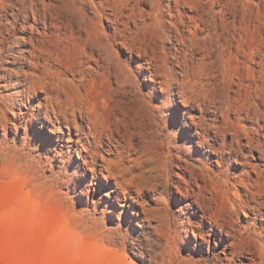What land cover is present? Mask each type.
Segmentation results:
<instances>
[{
  "label": "rangeland",
  "instance_id": "374dc122",
  "mask_svg": "<svg viewBox=\"0 0 264 264\" xmlns=\"http://www.w3.org/2000/svg\"><path fill=\"white\" fill-rule=\"evenodd\" d=\"M250 1L244 10L245 1L235 0L231 6L227 7V16L230 17L232 31L234 23L239 25L242 23L243 16H246L249 23L246 31L242 30L241 25L239 34L236 33V30L233 32L238 36L241 35L240 38L244 39L246 45L251 44V55H253L255 46L264 41V23L255 11L256 3L260 0ZM145 4L141 2L140 8L149 11L151 4H148L147 7ZM262 5L264 6V2ZM219 8L221 6L217 5L216 10ZM41 11H44L43 8ZM218 15L220 14L218 13ZM10 16V13H5V21L2 25L4 33L0 34V105L9 112L10 107L14 108L20 113V119L16 121L17 125L15 126L10 121L5 122L0 112V123L4 125L5 129L4 137L0 138V264L251 263V258L248 255H240L233 260L230 255L227 256L226 253L230 250L228 244L232 239L228 241V237L221 233L217 234L221 240H218L219 244L215 248L214 237L217 227L213 226L211 222H208L207 231H204L210 241L209 247L202 246L201 237H196L193 234L194 230L198 231L194 224L201 223L202 212L194 213V209H188L186 206L188 201L194 204L195 197L186 200L183 198V192L187 187L199 191L198 183L193 182L190 186L185 184L190 178L191 169L183 170L177 166L176 162H173V158L177 159V155L184 151L182 156L188 160L189 166H197L199 163L194 162V154L205 152V162L202 165L210 173H213L216 168H221V171L228 170L231 177L239 178L236 175H240V172H243L242 170L245 168L251 170L261 166L264 168V158L261 157L258 150L251 151L249 147L244 146L246 149L242 147L243 149H240L242 152L239 151L240 155L226 152V157L231 156V162L224 166H218L216 162L208 161V158L218 159L216 153L211 152L208 147L200 148L187 140L194 138L190 134L189 126L194 121L201 122L200 125L205 127L204 133L206 132L205 135L208 137L214 136L220 130L218 143H221L224 138L230 141L234 131L231 123L235 120V123L241 120L239 124L249 128L250 134V128L258 127L254 118L247 117L245 113H242L241 117L239 116L240 120L236 118L235 105L242 107L249 101V97L244 96V89L240 87L243 81V68L235 63L232 64L233 67L230 70L227 69L225 59L217 57L218 54L220 55L219 50L209 45H203L196 52L197 55H190V58L188 57L183 64L179 59H175L174 63H172L173 59L165 62L164 59H161L164 51L163 44L159 42L154 48L153 43L159 41L161 35H164V31L167 33L168 23L166 22L145 25L139 34L126 32L124 42L129 48L134 47L139 53L137 46L144 39L149 43L150 54L153 56L157 53L156 55L160 57L151 58L153 62L151 65L159 74V82L152 78V67L145 69L148 72L145 78L141 79L138 75L136 78L142 89L140 91L141 105L147 109L149 100L154 107V121L156 122L155 119H157L158 122H156L158 136L155 147L157 158L162 156L163 152L169 151L167 149L170 148L172 153L170 159H167L168 168L171 173H174V180L181 181L168 183L157 178L154 180V184H156L153 185V188H150L145 196L140 198V204L130 207L122 205L123 202L116 197L117 193L106 188L104 180L100 177L90 180L91 173L89 171L86 173L84 168L74 167L78 162V151L73 148L69 149L72 142L68 143L65 138L61 141L63 149L53 148L55 147L54 140H50L48 137L53 134L47 127L41 128L40 122H35L38 116L39 101L31 97L29 91H25L24 98L19 99L17 90L8 88L12 81L4 78L10 73H20V76L23 77L35 72V65H40L39 68L37 67V72L41 76L59 77L63 85V98L73 94L74 89H77L78 86L83 92L85 91L87 93L85 96L88 97L84 96L85 101L91 107L95 106L94 108L101 113L97 112L98 117L106 126L108 124L106 122L107 115L114 104L109 101V103L104 102L105 98L109 97V88L100 77L103 70L98 69L97 66L102 64L104 58L111 57L115 60L120 54L118 50L114 51L115 46H99L97 44L109 42L110 39L106 33L111 27V21L103 19L99 26H93L87 21H83V23L78 21L77 17L72 19L63 16L57 17L58 20L54 19L53 24L48 28L44 24L38 23L31 12V17L27 22L29 28L26 33L30 35L32 28L36 29L37 33L32 40L18 44L16 38L23 35L24 29L18 24L14 30L7 31L8 23L12 20ZM105 21L109 23L106 24ZM185 31L188 32L187 27ZM14 43L18 45L15 48H13ZM168 44L164 47H167V52L171 53L169 54L171 56L173 55L172 51L176 52L177 48L172 43ZM142 57L144 56L140 55L138 59ZM97 58H103L99 65L95 63ZM146 58L148 59V57ZM122 61L127 63L123 57ZM167 65L173 66L177 73L175 76L167 73ZM94 66L99 70H96L97 74H92L90 71L92 68L95 69ZM183 69H187V72H183ZM260 70V67L256 66L255 75L264 79V72ZM95 76L96 78H94ZM177 80L181 83L177 84ZM259 84L264 89V80H260ZM84 85L86 86L84 87ZM149 85L152 86V89L159 87L164 93H171L175 88V96L173 98L169 95L168 100L164 102V108L160 109L155 104L153 96L152 98L148 96V94L152 95ZM129 88L131 89L132 85H129ZM178 92L181 94L178 95ZM263 96L262 99H264ZM182 97L189 105L185 106L180 101L183 99ZM41 101L46 109V100ZM19 102H22L21 106L18 104ZM229 105H232L230 109ZM261 107L264 110L263 101ZM42 116L45 117L44 114ZM261 117V124L264 125V114ZM223 121L229 122V126ZM10 123L11 129L8 128ZM197 129H193V132H196ZM224 129L229 131L226 132ZM230 130L233 131L230 133ZM198 131L201 130L198 129ZM262 131L263 133L260 131L255 134L257 139L264 140V130ZM225 132L226 135L223 136L222 134ZM241 133L239 139L243 144H246L247 135L244 131ZM136 138L135 136L134 139ZM190 144L193 145V148L189 146ZM225 150L227 151V149ZM135 158H137L136 155L132 156V159ZM54 166L56 168H53ZM68 174L71 177L74 175L72 180ZM255 174L253 172L254 177ZM86 176L88 180L85 178ZM235 180L233 183L236 185L238 182ZM198 182L205 186L207 197L210 196L209 199H206L207 217L216 215L219 219H235L239 228H250L254 223L259 222L255 218L256 215L248 209L236 211V206L238 208L239 206L234 203L233 197L244 193L240 184L232 185L231 190L220 186L218 187L219 192H214L212 196L211 191L215 188L210 177L202 178ZM85 190L90 191L89 197L85 195ZM195 210H199V208L196 206ZM260 242L264 244V239Z\"/></svg>",
  "mask_w": 264,
  "mask_h": 264
},
{
  "label": "bare ground",
  "instance_id": "6f19581e",
  "mask_svg": "<svg viewBox=\"0 0 264 264\" xmlns=\"http://www.w3.org/2000/svg\"><path fill=\"white\" fill-rule=\"evenodd\" d=\"M234 1L235 0H155L154 3H151V9H148L149 11H145L143 8H140L141 2L147 3V0H140L138 6L136 7H132L130 5L126 6L127 0H101L100 3L95 5L100 23L103 19H107L111 21V27L115 28L117 31L125 33L139 34L145 25L165 22L168 23L166 30L167 33L164 31V35H161L159 41H155L153 43L154 48L157 47L156 45H158L159 42L163 44L164 51L163 55H161V59H164L165 62L173 59L174 61L172 63H174L175 59H179L183 64L187 61L186 59H188V57L190 58V55L196 54V52L200 50L203 45H209L210 47L219 50L220 55L218 54L217 57L220 56L222 59H225L227 69L230 70L235 63L243 68V81L240 84V87L244 89V96H246V98L249 97V101L247 104H243L242 107L235 105L234 109L236 118L240 120V115L245 113L247 117L254 118L258 127L250 128V134V130L248 131L249 128L246 126L243 127L244 125L241 126V124H239L241 120L236 123L235 120L231 123L234 131L230 130V133L233 131L230 141L223 137L224 139L221 143L213 144L212 139L214 138L218 141L220 130L217 131L214 136L210 135L211 137H208L205 135L206 132L204 133L205 127L200 125L201 122L198 123L197 121H194L189 125L191 130L190 134L191 136H194V138H188V142L196 144L200 148L208 147L211 152L216 153L218 159L212 160L211 158H208V161H214L218 164V166L226 165L224 162L226 152L230 154H239L240 149L244 146L249 147L251 151L258 150L261 153V157L264 158V140L257 139L255 137V134L260 131L263 133L262 130H264V125L261 124V116L264 114V110H262L261 107V102H264V99H262L264 89L259 86L260 80L263 81L264 79L261 76L257 77L255 75L256 66H259L261 69L260 71L264 72V41H261L255 46L253 55H251V44L246 45L244 43V39L240 38L241 35L238 36L236 34H239L241 25L242 30L244 31H246L249 26L246 16H243L242 23L239 25L234 23V30H236V33L233 32L234 30L232 31V29H230L231 21L229 19L230 17L227 16V7L231 6ZM243 1H245L243 7L244 10H246L251 1ZM262 2H264V0L258 1L256 3V9L255 7L254 9L264 23V6L262 5ZM217 5L221 6L218 10H216ZM42 8L44 10L43 12L41 11ZM31 12L38 23H42L48 28L51 27L54 19L63 16L72 19L73 17H77L78 21H81L82 23L83 21H87L93 25L92 21L89 20L88 15L85 13L84 8L81 6L80 0H0V34L4 33V29L2 28L5 21L4 15L5 13H10L12 20L10 19L11 21L8 23L9 28L7 31L9 29L14 30V28L20 24L21 28L24 29V33L20 37L16 38L18 44L32 40L35 33H37L36 29L32 28L30 35L26 33L29 28V26H27V22L29 17H31ZM149 13H151V15H148ZM218 13L220 15H218ZM100 23L95 26H99ZM186 27L188 28V32L185 31ZM108 41L109 42H102L97 45L114 46L111 44L110 40ZM168 43L174 44V47L177 48L176 52L172 51L173 55L171 56L169 55L171 53L167 52V47H164ZM15 46H18L17 43H14L13 48H15ZM137 48L139 49L138 51L140 55L148 57L151 64H153L151 58H160L156 55L157 53L153 54V56L150 54L149 43L144 41V39L141 40ZM214 51L216 52V50ZM102 57L104 58V56ZM101 59H95V63L99 65L101 63ZM121 62V56L116 57L115 60L108 57L103 59L102 64L99 66L96 65L98 69L103 70L102 73H100V77L105 81L109 88V97L105 98L104 102L107 103L109 101L114 104L113 107L111 106L107 119L104 118L108 123H106V126L104 122L102 123L100 121L98 117L99 114L97 113L99 111L94 108L95 106L91 107L85 101L84 96L87 95L85 91L83 92V90L78 88L79 86L77 85L78 87H76L77 89H74L73 94L63 98V85L62 82H60L59 77L41 76L37 72V67L40 65H35V72L26 74L23 77L20 76V73H10V75H7L4 78L12 81V83L8 85V88H15L19 99H23L25 91H29L31 93L30 96L39 101L37 105L38 116L36 117L35 122H40L41 128L47 127L50 133L54 135H48L50 140H54L55 147L53 148L57 150L58 148L63 149L64 147H62L61 141L65 140V138L68 140V143L72 142L69 149L71 150L73 148V150L78 151V162L75 163L74 167L84 168V172L86 173L89 171L91 173L90 180L95 177H100L104 180L106 188L117 193L116 197L123 202L122 205L135 207L140 204V198H143L147 191L150 188H153V185L156 184H154V180L157 178H161L168 183L172 181H181L179 179L174 180V173H171L168 168L169 162L167 159H170L169 157L172 153L170 148L166 146L168 148L167 150H169L167 151L168 153L163 152L162 156L160 155L157 158L158 154L155 147L158 131L156 128L157 119H155V122L153 118L154 107L149 100L147 109L142 107L140 96V91L142 89L138 84V80L136 77L133 78L127 76V74L122 71ZM98 69L95 67V69L92 68L90 71H92V74H97L96 70L99 71ZM166 70L169 75L175 76L177 74L173 66L167 65ZM182 71L187 72V69H183ZM94 78H96V76ZM176 83L180 84L181 82L177 80ZM129 85H132L131 89L129 88ZM85 86L86 85H84V87ZM179 94H181V92H178V95ZM148 96L152 98L151 94H148ZM43 99L46 100V109L44 108L43 101H41ZM180 101L185 106L189 105L185 98ZM18 104L21 106L22 102H19ZM231 106L232 105L228 106L229 109ZM8 110H10V112L7 111V109L5 110L3 106L0 105L2 119L5 122L10 121L16 126V121L20 119V113L14 110V108L12 109V107ZM11 113L12 115H10ZM42 114H44L45 117H43ZM225 123L229 126V122ZM63 127H66V129H63ZM196 128L201 131H198L197 129L196 132H193V129ZM225 131L228 132L229 130ZM241 131H244L247 135L246 144H243L241 139H239L241 138L239 137ZM226 132L222 135L225 136ZM135 136L137 137V140L134 139ZM158 146L160 145L158 144ZM189 146L193 148V145L190 144ZM245 147L244 149H246ZM159 149L161 148L159 147ZM225 149H227V151ZM186 151L188 152V150ZM183 152H180L179 155H177V159L173 158V162H176L177 166L183 170L191 169L190 178L185 182V184L190 186L193 182H197L199 187V191L187 187L183 192L184 196L182 194L185 200L190 197H195L194 204L189 201L186 203L188 209H194V213L200 211L202 212L201 223L199 222L194 224L198 231L194 230L193 234L196 237H201V243L204 248H206V246L209 247L210 241L206 237L204 231H207V224L208 222H211L213 226L216 225L217 227L216 236L214 237V241H216L215 248L217 247V244H219L218 240H221V237L217 234L221 233L222 235L228 237V241L232 239L229 244L227 243L230 250L227 253L225 252L227 256L230 255L232 260L240 255H248L249 258H251V263L246 264H264V244L260 242V240L264 239V168H261L262 166L260 168H255L254 170H251L250 168H243L245 170H242L244 173L240 172V175H236L239 176V178H236L235 176L231 177L228 170L221 171V168H216V170H213V173H210L202 165V163L205 162V152L202 154H194V162L199 163L197 166L193 165L194 167H190L187 162L188 160L183 158ZM134 155H136L137 158L132 159V156ZM53 168L56 167L54 166ZM253 172L256 173L255 177ZM68 176L71 180L74 177V175L71 177L69 174ZM207 176L210 177L211 183L215 188L211 191L212 196L214 192L218 191V187L220 186H224L226 189L231 190L233 188L232 185H235L233 181L236 178L235 181L238 182L236 185L240 184L244 191V193L233 197L234 203L239 206V208L236 206V211H238V209H248L256 215L255 218L258 219L259 222L254 223L251 226L252 228H239L235 219H219L216 215L214 216L211 214L210 218L207 217L208 204L206 199H209L210 196L207 197L205 186L199 184L198 182V180L207 178ZM85 178L87 179V176ZM84 193L87 197H89V190H85ZM196 206L199 210H195ZM231 214L233 215L234 213L232 212Z\"/></svg>",
  "mask_w": 264,
  "mask_h": 264
},
{
  "label": "snow or ice",
  "instance_id": "6c2138e0",
  "mask_svg": "<svg viewBox=\"0 0 264 264\" xmlns=\"http://www.w3.org/2000/svg\"><path fill=\"white\" fill-rule=\"evenodd\" d=\"M101 0H80L81 6L84 8L85 13L88 15L89 20L92 21L93 25H98L100 23V20L97 16L95 5L100 3ZM140 0H127V5H130L132 7L138 6ZM155 0H147V3L145 4V7L148 6V4L154 3ZM148 15H151L149 13ZM106 24H108V21H105ZM106 35L109 37L111 44L115 46L114 51L118 50L121 57H123V60H126L127 63H122V71L127 74L129 77L135 78L137 75L139 78L143 79L148 75V72L145 71V69L152 67L153 70V79L159 82V74L155 72L154 66L151 65V62L146 58L142 57L138 59V56H140L139 53H137L136 49L134 47L129 48L125 42L124 37L127 35V33L122 31H117L115 28L109 27L108 32ZM149 89L152 91V96L155 101V104L159 106L160 109L164 108V102L168 100L169 95H171L173 98L175 96V88H173L171 93H164L159 87L152 89V86H148ZM8 128L11 129L12 125L9 124ZM5 135V129L4 125L0 123V138H3ZM212 143L216 144L218 141L216 139H212ZM225 164H228L231 162V156L225 157L224 160ZM239 171V169H237Z\"/></svg>",
  "mask_w": 264,
  "mask_h": 264
}]
</instances>
